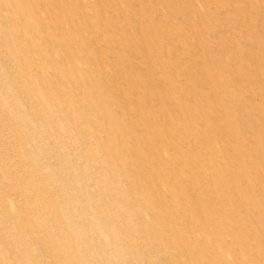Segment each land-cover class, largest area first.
Returning <instances> with one entry per match:
<instances>
[{
	"label": "rangeland",
	"instance_id": "obj_1",
	"mask_svg": "<svg viewBox=\"0 0 264 264\" xmlns=\"http://www.w3.org/2000/svg\"><path fill=\"white\" fill-rule=\"evenodd\" d=\"M0 264H264V0H0Z\"/></svg>",
	"mask_w": 264,
	"mask_h": 264
},
{
	"label": "bare ground",
	"instance_id": "obj_2",
	"mask_svg": "<svg viewBox=\"0 0 264 264\" xmlns=\"http://www.w3.org/2000/svg\"><path fill=\"white\" fill-rule=\"evenodd\" d=\"M196 41V40H195ZM218 137V136H217ZM171 138V137H170ZM186 138V137H185ZM200 164V163H199Z\"/></svg>",
	"mask_w": 264,
	"mask_h": 264
}]
</instances>
